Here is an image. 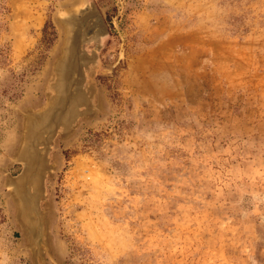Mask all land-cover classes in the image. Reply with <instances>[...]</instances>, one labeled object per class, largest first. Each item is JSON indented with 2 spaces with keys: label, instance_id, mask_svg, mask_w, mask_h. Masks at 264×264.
Listing matches in <instances>:
<instances>
[{
  "label": "rangeland",
  "instance_id": "1",
  "mask_svg": "<svg viewBox=\"0 0 264 264\" xmlns=\"http://www.w3.org/2000/svg\"><path fill=\"white\" fill-rule=\"evenodd\" d=\"M88 3L86 105L24 175ZM0 264H264V0H0Z\"/></svg>",
  "mask_w": 264,
  "mask_h": 264
},
{
  "label": "water",
  "instance_id": "2",
  "mask_svg": "<svg viewBox=\"0 0 264 264\" xmlns=\"http://www.w3.org/2000/svg\"><path fill=\"white\" fill-rule=\"evenodd\" d=\"M63 23L68 28L67 42L63 56L56 66L57 80L53 84V89L56 90L55 97L51 102L52 105L50 103L46 110L33 116L29 122L26 147L21 154L24 175L30 171V173L36 172L40 162L44 161L43 155L62 121L77 115L79 108L86 105L83 72L90 63L96 61L101 43L109 35L104 19L93 3H88L79 8L76 13L68 15ZM89 44H93V49L88 54L85 47ZM37 119L39 123L35 125ZM34 132L36 135L40 133L36 141L33 139ZM27 190L28 185L20 190L21 199L25 205L31 202Z\"/></svg>",
  "mask_w": 264,
  "mask_h": 264
},
{
  "label": "bare ground",
  "instance_id": "3",
  "mask_svg": "<svg viewBox=\"0 0 264 264\" xmlns=\"http://www.w3.org/2000/svg\"><path fill=\"white\" fill-rule=\"evenodd\" d=\"M52 105V104H51ZM69 118H71V116L70 117H67L66 119H69ZM66 119H64L62 122H64ZM39 123V120L37 119L36 121H35V125H37ZM38 136H40V133H39V135H36V133L34 132V134H33V139H34V141H36V139L38 138ZM49 149V148H48ZM29 182V181H28ZM27 218V217H26ZM38 220V219H37Z\"/></svg>",
  "mask_w": 264,
  "mask_h": 264
}]
</instances>
